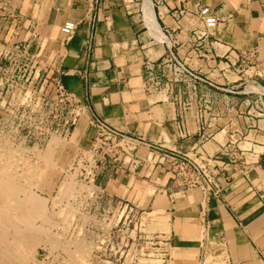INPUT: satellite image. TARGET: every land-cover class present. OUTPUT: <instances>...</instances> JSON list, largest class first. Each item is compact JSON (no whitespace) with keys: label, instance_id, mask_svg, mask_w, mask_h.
Here are the masks:
<instances>
[{"label":"crops","instance_id":"0c3cea01","mask_svg":"<svg viewBox=\"0 0 264 264\" xmlns=\"http://www.w3.org/2000/svg\"><path fill=\"white\" fill-rule=\"evenodd\" d=\"M143 2L100 0L88 8L79 0H0V45L22 41L36 52L48 41L45 50L53 54L62 25L77 22L62 47L63 84L91 112L144 140L137 158L102 171L98 182L113 183L112 192L140 212L169 202L159 229L175 253L166 247L168 262L264 264V113L249 104L264 101V0H151L149 18ZM205 5L220 22L198 45L196 13ZM169 45L215 85L206 109L197 102L184 109L183 93L172 101L145 90L143 62L159 59ZM151 145L215 156L219 194L205 198L201 190L174 187L169 161Z\"/></svg>","mask_w":264,"mask_h":264},{"label":"built area","instance_id":"2783aa9c","mask_svg":"<svg viewBox=\"0 0 264 264\" xmlns=\"http://www.w3.org/2000/svg\"><path fill=\"white\" fill-rule=\"evenodd\" d=\"M79 2L91 8L100 3V0H79ZM196 14L199 20L196 32L201 36L199 45L202 44L201 41L206 42L213 34L220 18L207 5L201 6ZM77 26V22L73 20H68L62 25L61 47L53 54L42 53V50L33 53L29 50L28 44L22 42H14L8 51L0 45V84L3 80L6 82L11 80L13 83L18 78L16 83L20 84L21 90L18 101L12 106L11 111L25 119L24 124L21 125L23 128L47 130L68 137L76 129L83 114L88 116L95 134L88 154L81 160L83 183L76 196L82 202L86 216L89 217L88 225L91 229L95 228L96 235L92 237L98 243L103 241L104 235L105 238L111 237V233L120 225L128 230L131 225L136 226L137 220L141 221L144 212H140L133 201L117 196L109 187L99 183L98 177L108 168L123 167L125 162L137 158L136 150L139 143L144 140L125 134L107 120L91 112L87 101L63 84L60 78L61 58L64 54L62 47H65L74 36ZM9 52L10 59L7 66L6 56ZM4 64L5 68L2 67ZM21 70H24L21 77L14 76V72ZM143 70L146 91L163 93L172 101H179V94H186L187 99L180 100L184 109L191 108L192 102H197L205 109L209 104L210 86L215 85L178 56L171 45L159 59H146L143 62ZM8 71L12 74L5 79V72ZM31 73L33 76L30 79ZM227 91L231 92L232 89ZM225 104L228 106L227 100ZM249 104L254 111L264 113L262 98L249 101ZM230 108L232 106L228 108L229 111ZM151 148L163 152L164 157L169 161L170 179L177 189L188 192L198 188L205 198L211 194L218 195L221 191L218 175L222 167L217 163L215 156H210L201 150L190 156L175 150H163L155 145H151ZM92 233L95 234L93 231ZM146 238L148 239L146 243L151 244L152 236ZM131 240L134 241V238L132 237ZM160 242L166 245V239L162 236L157 241ZM100 248L101 246L97 244L95 252L100 253ZM166 254L167 249L163 253L165 258ZM146 255L149 256L151 253Z\"/></svg>","mask_w":264,"mask_h":264},{"label":"rangeland","instance_id":"374dc122","mask_svg":"<svg viewBox=\"0 0 264 264\" xmlns=\"http://www.w3.org/2000/svg\"><path fill=\"white\" fill-rule=\"evenodd\" d=\"M62 40L63 36L60 37V43ZM13 43H5L6 47L3 48L8 51ZM47 44L48 41H45L42 53L46 51ZM6 59H8L6 65L9 66L10 52ZM6 65L4 64L2 67L5 68ZM8 69L10 70V67ZM5 74L6 79V76H10L12 73L8 71ZM13 74L21 77L24 70ZM32 76L33 73H31L30 79ZM16 82L11 83V80L7 82L3 80L0 84V188L3 179L8 178L12 181L14 179L15 194L18 191L16 199L22 205L29 202L34 196L41 201L42 206L40 214L33 221V225L36 227L33 226V231H31V228H27L20 221L18 222L17 218L22 215V212L15 208L16 205H13L16 203L15 200L3 193L1 188L0 206L2 207L0 209L7 210L9 208L7 212L10 213L11 218L16 217L19 225L14 220L15 223L13 221L4 222L3 238L8 244L1 243L0 248L10 249L11 252L15 250L14 253L20 251L17 253L20 254L19 258H11L14 264H173L166 260L163 253L166 247L167 249L169 247L172 254L175 255L174 250L170 248L169 244L157 243L163 235L159 229H163L165 224L163 223L165 221L163 206H169L167 200L166 204L157 203L151 214L144 213L141 221L137 220L136 226L131 225L126 230L120 225L111 233V237L105 238L106 235H104L105 239L96 243L92 237L96 235L95 228L91 229L88 225L89 217L86 216L82 202L76 196L82 187L81 183H83L81 160L84 155L88 154L92 144L95 134L94 127L90 122L86 123L85 121L83 124L80 120L76 129L68 137L47 130L23 128L21 125L24 124L25 119L11 111L12 106L18 101V94L21 90L20 84ZM87 117L83 114L82 119ZM110 186L109 189L112 190L113 183ZM194 190L200 192V189L196 188L187 193ZM150 210L152 209L149 208L148 211ZM43 215L46 216L42 217ZM150 217L153 223H149ZM10 223L13 227L9 225ZM15 227L20 230L24 238V245H18V243H14L15 238L14 240L10 238L15 235L13 234ZM11 229L12 235L9 234ZM146 236H152L151 244L146 243L148 240ZM132 237L134 241L131 240ZM10 243L16 244L19 248L15 245L16 248L12 249L13 246L11 247ZM97 244L101 246L100 253L95 252ZM21 246L22 249H20ZM147 253H151V255L148 256ZM0 260V264H6L9 261L5 254L0 256Z\"/></svg>","mask_w":264,"mask_h":264},{"label":"bare ground","instance_id":"6f19581e","mask_svg":"<svg viewBox=\"0 0 264 264\" xmlns=\"http://www.w3.org/2000/svg\"><path fill=\"white\" fill-rule=\"evenodd\" d=\"M143 5H144V9H145V12H146V16H148V18L151 16L150 14H149V11H153L152 10V4H151V0H144V2H143ZM154 14V13H153ZM150 15V16H149ZM150 20L151 21H153V19H151L150 18ZM146 22V21H145ZM150 23V22H149ZM152 25V24H151ZM151 28H152V26H151ZM164 36V35H163ZM166 41V40H165ZM169 43V42H168ZM255 89V88H254ZM253 89V90H254ZM3 162V161H2ZM3 168V167H2ZM8 177V176H7ZM3 179V178H2ZM24 179V178H23ZM1 180V179H0ZM13 181H14V179H13ZM12 180H9L8 178H6V179H3L2 180V183H1V188H2V190H3V193H5V194H7L8 195V197H10L11 199H13V200H15V202L16 203H13V201H12V203H13V205L15 204L16 206H15V208H17V209H19V211L20 212H22V215H20L18 218H17V220H18V222L20 221L21 223H23L24 225H26V227L27 228H31V231H33V226H35V225H33V221H34V219L36 218V217H38V214H40L39 213V211L41 210V206H42V203H41V201L39 200V199H37V198H35L34 196H32L31 197V199H30V201L29 202H26L25 204L23 203V205L21 204V202L20 201H18V199H16V197H17V192H16V194H15V188H14V185H15V183L13 182ZM19 187V186H18ZM1 188H0V191H1ZM34 193V192H33ZM32 194V193H31ZM31 196V195H30ZM2 198V197H1ZM0 198V199H1ZM5 199V198H4ZM6 200V199H5ZM20 200H21V198H20ZM25 201H27V200H25ZM11 202V201H10ZM6 204V203H5ZM5 204H3V205H5ZM7 205H9V204H7ZM10 206H12V205H10ZM0 207H2V206H0ZM4 207V206H3ZM13 207V206H12ZM11 207V209L12 210H14L13 208ZM44 207V206H43ZM9 209V208H8ZM7 209V210H8ZM7 210H4V209H0V244L2 243H4L5 245H6V243L8 244V242H6V241H4V236H3V234H4V227H5V224H4V222L5 221H7V223H9V222H11V221H16V217L15 218H11V216L9 215L10 213H8L7 212ZM15 211H16V209H15ZM45 211V210H44ZM15 213V212H14ZM17 215V214H16ZM19 215V214H18ZM22 216V217H21ZM41 216V215H40ZM46 216V215H45ZM44 215L42 216V217H45ZM13 217V216H12ZM40 218V217H39ZM13 221V222H14ZM15 223V222H14ZM13 223V224H14ZM20 223V224H21ZM16 224H17V221H16ZM8 225V224H7ZM9 225H11L12 227H13V225H12V223H10ZM17 225H19V223L17 224ZM22 226V225H21ZM25 227V226H24ZM36 227V226H35ZM16 228V227H15ZM13 229V228H12ZM12 229H11V231H10V233L9 232H6V233H9V234H11V232H12ZM24 229V228H23ZM8 231V230H7ZM22 231H24V230H22ZM28 231V230H27ZM38 232V231H37ZM34 233V232H33ZM32 233V234H33ZM13 234H15L14 235V237H13V235L10 237V238H13V240H14V238H15V242L14 243H18V245H20V244H23L24 243V238L22 237V235H21V232H20V230L19 229H15V233H13ZM8 235V234H7ZM6 236V235H5ZM8 237H9V235H8ZM29 238V237H28ZM32 238V237H31ZM4 241V242H3ZM6 242V243H5ZM12 242V241H11ZM12 242V243H13ZM12 243H10L11 244V247H12V249H14V247H15V245H12ZM29 243V242H28ZM25 244V243H24ZM23 244V245H24ZM27 245V244H26ZM10 246V245H9ZM34 246V245H33ZM16 247H18L19 248V246H17L16 245ZM15 247V248H16ZM5 248V247H4ZM23 248H24V246H23ZM27 248V247H26ZM20 249H22V246H21V248ZM28 249V248H27ZM32 250V249H31ZM15 251V250H14ZM14 251L13 252H11L10 251V249H1L0 248V256H3V254H5L7 257H8V260L9 261H7V263L6 264H14L13 263V260H11V258L13 259L14 257L16 258V257H20V254H17L18 252H20V251H17V252H15L14 253ZM24 251V250H23ZM26 251V250H25ZM24 251V252H25ZM75 252V251H74ZM79 252V251H78ZM75 253H77V251L75 252ZM78 257V256H77ZM80 257H81V255H80ZM17 258V259H18ZM32 258V257H31ZM5 259V258H4ZM1 261V260H0ZM14 261H15V259H14ZM19 262V261H18ZM19 263H22V262H19ZM84 263V262H83Z\"/></svg>","mask_w":264,"mask_h":264}]
</instances>
